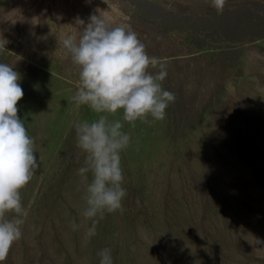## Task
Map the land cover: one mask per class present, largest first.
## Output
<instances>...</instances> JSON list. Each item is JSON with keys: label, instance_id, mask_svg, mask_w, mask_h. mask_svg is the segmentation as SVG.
<instances>
[{"label": "rangeland", "instance_id": "rangeland-1", "mask_svg": "<svg viewBox=\"0 0 264 264\" xmlns=\"http://www.w3.org/2000/svg\"><path fill=\"white\" fill-rule=\"evenodd\" d=\"M91 15L131 26L166 65L161 84L175 102L164 120L134 127L122 109L109 115L131 137L121 152L127 195L89 239L73 125L98 114L72 100L79 67L62 40H78V20ZM2 44L40 163L21 189L22 238L3 264H99L106 247L113 264H264V0H226L219 15L211 0H0Z\"/></svg>", "mask_w": 264, "mask_h": 264}, {"label": "clouds", "instance_id": "clouds-1", "mask_svg": "<svg viewBox=\"0 0 264 264\" xmlns=\"http://www.w3.org/2000/svg\"><path fill=\"white\" fill-rule=\"evenodd\" d=\"M226 0H211L217 14H222ZM77 38L67 35L62 46L79 67V87L72 100L77 107L87 106L98 118L74 122L77 147L85 154L84 166L77 170L85 185L86 207L82 216L92 224L86 229L91 239L96 235L97 217L123 210L127 190L122 186L124 173L121 152L131 142L120 120H110L123 110V121L133 127L136 121L148 123V117L162 121L166 108L175 102V94L164 90L161 82L167 67L157 57H150L145 45L130 25L112 27L108 16L91 15ZM4 48L5 44L0 45ZM159 72H149L150 67ZM21 76L14 63L0 62V264L7 259L12 245L22 238L23 217L27 215L21 198L23 189L40 167L34 139L18 115L17 103L24 96ZM88 173H91L89 180ZM12 213L11 218L7 216ZM80 225L72 223L76 231ZM99 264H113L112 250L97 253Z\"/></svg>", "mask_w": 264, "mask_h": 264}]
</instances>
